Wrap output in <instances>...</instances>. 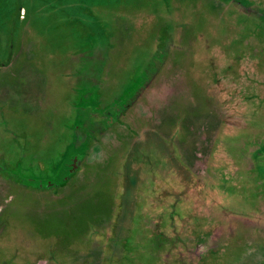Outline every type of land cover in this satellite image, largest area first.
Segmentation results:
<instances>
[{"label": "flooded vegetation", "instance_id": "obj_1", "mask_svg": "<svg viewBox=\"0 0 264 264\" xmlns=\"http://www.w3.org/2000/svg\"><path fill=\"white\" fill-rule=\"evenodd\" d=\"M47 1L49 0L35 3L36 1L33 0H24L19 16L9 13L8 17H2L0 22V43L8 42L5 46L0 44L2 55L0 58V189L4 195L10 193L8 200L5 201L3 198L0 201V239L6 225H17L16 222H10V220H16L12 213L19 214L22 211H29V220L32 224L34 223V227L31 226V229L35 231V234H31V237L28 238L32 244L43 246L39 255L35 253L37 249L34 247L33 254L23 248L24 250L19 253L16 251L12 252V255L2 256L3 248L0 245V264H106L107 239L111 238V234L116 233L115 228L129 226L135 217L133 212H121L117 209L116 211L115 207H130L137 210L142 206L143 212L156 211L158 220L156 224L159 221L167 224V227H171L167 230L169 233L175 221L174 207L170 208L172 204L178 206V216L182 211L179 209L181 206H186L195 213H199L200 208L203 207V217L205 218V214H207L211 220L209 223L215 221L216 223L213 224L219 225V233H223L227 225L234 226L243 223V227L247 228V236L254 245L239 255L234 264H264V255L260 254V249L264 248V208L258 207L260 213L250 219L233 208L239 201L236 194L242 190L239 188V182L243 183V181L240 178H237L239 182L236 180V164L238 163L233 159L232 154L231 156L227 155L229 149L220 139L223 133L224 136H229L230 133L227 131L229 124L231 122L232 125L236 124L237 121H233V118L237 119L243 112L241 108H238V97L241 96V92L237 88V85L240 86V78L244 73V68L237 61L241 48L236 44L229 45L226 43V39L220 42L219 47L212 49L210 46L212 43L209 42L204 48L212 50L209 51L210 55L202 56L200 54L196 57L206 62L210 58L212 62L209 60V63H205L209 74L211 72H213L212 75L218 74L220 70L217 81L220 83L221 92L217 93L213 89V83L216 80L213 82L210 76L207 77L209 78L207 81L201 79L204 74L201 73L198 66L193 64L196 61H190L192 64L188 65V56L190 57V55H188L189 53L185 54L189 49L191 53L199 51L197 47L200 46L199 43H189L187 39L189 36L182 29L184 23H188V18L184 15L190 14L189 10L192 8L190 2L193 0H150L149 2L140 0L138 4L132 3L131 0H62V3L55 7ZM195 1L193 4L204 3L207 0ZM214 1L221 5V10L224 13L220 16L225 18L224 22L228 26H234V29L237 27L238 18L236 15L238 14L241 20L240 24H243L241 8L243 5L247 6L246 3H242L241 0H235V2L232 0ZM148 4L154 5V8H145L149 11L147 12L148 19L158 21L157 27L154 29L155 35L151 37L150 41L154 47L152 55L155 64L153 67H150L149 63L148 66H145V70L140 74V82L133 85L131 82L130 85L128 84V89L118 90V93L104 107L92 106L86 111L84 108H75L76 105L71 103L70 98H67L65 109L70 107L72 117L76 120V124L69 130L63 126L58 132L53 131L51 130L52 121L45 120L44 125L38 127L40 134H36L32 127L18 126L14 123L17 118L31 113L30 100L39 93L38 89H40L44 78L39 66H49L48 59L41 56L37 60L34 53V49L40 48L48 38V34L45 33L48 32L47 27L43 28L40 24L41 27L38 25V18L42 12L49 13V16L56 18L59 22V20L66 19L62 16L71 13L74 15L77 10L76 14H85V27L90 28L92 33V31H96L93 29V22L101 21L99 23L102 25L109 24L112 28L117 22V26L119 24L122 27L123 23L119 20L139 15L133 11L138 12L145 6L148 8ZM165 7L167 13L169 12L168 15L170 14L172 19L177 22L175 30H172L167 37L161 36L163 35L162 18L158 16L164 13ZM137 9L138 11H135ZM234 17H236V21ZM13 18H15V23L11 22ZM61 24L64 26L63 23ZM135 36V40L131 37L132 46L130 49H127L125 40L129 35L122 38L120 34L118 38L116 31L110 29L105 33V36H102L106 58L103 59L100 66L102 79L98 82L101 85L98 101H101L106 85L110 87L109 91L111 92L117 90L119 79H113L108 73V66L117 56L118 51L129 50L128 52H130L133 48L140 46L141 42L137 38L139 35ZM36 41L44 43H36ZM232 41L234 42V40ZM93 42L94 40L91 43ZM191 48H194L195 51ZM4 51L7 55L2 53ZM213 52L215 53L213 54ZM73 54L71 53V57ZM93 58H95L93 53H89L86 57V59L92 60ZM74 59L70 61L72 69L76 66ZM68 64L69 62L66 67ZM50 70L53 74L55 73L53 68L49 67V73ZM84 78L92 81L94 79L88 72L83 74ZM259 79L262 77H258ZM248 81L250 88L254 89L256 85L254 78L249 77ZM172 84H177L173 94L166 91ZM193 84L197 90L200 86L209 90L207 98L206 95L203 98V95L200 94L202 110L197 108L193 111L196 105L199 106L198 96L194 95ZM74 88L75 85L72 86V98L75 100L79 98L84 102L89 99L86 92L84 95L74 94ZM187 92H193L194 96H190ZM150 97L156 99V111L151 108ZM200 116L203 117L202 122L195 125V118ZM32 117L36 120L35 115ZM169 136L176 140L171 143L173 148L178 151L176 158L181 165L186 166L191 176L188 178V174H182L180 169H178L179 174L171 172L164 176V173L157 171L150 172V175L159 183H163L164 180L171 182L174 176L186 180L189 193L194 194V201L190 199V201L180 204L178 201L175 202L172 194L165 195L160 189L155 191V197L151 193L147 195L143 192V180L140 179L143 178L146 181L147 171L145 168L153 162L149 161L151 158L149 155H142V150L144 153L150 152L153 155H158L157 161L166 163L167 159L162 157L163 154L159 151L154 139L159 137L167 139ZM187 144L191 146L193 144L197 150L195 154L198 158L188 155L189 150L185 151ZM137 148L142 150L135 156ZM226 163L235 170V177L231 181L236 194H229L230 197L225 203L221 196L228 187L224 185L221 176L225 174ZM143 168L145 173H143ZM135 184L139 185L134 192L135 199L129 206L128 193ZM170 185L171 183L167 186L170 187ZM174 185L178 186L177 183ZM181 195L178 194V196ZM17 197L25 202L13 204ZM85 202L87 204L92 202L96 207H101V210L95 211L93 214L87 213L89 216L85 218L99 228L100 234L94 235L90 239L74 236L70 239L66 249L58 250V253L54 249L58 256L54 260L49 257L50 254L46 250L49 244H53L50 242L52 239L47 238L48 234L54 232L53 228L61 223L60 218L65 217L64 214L66 211H70L69 208H73L75 211ZM169 202L172 204L169 205ZM166 205L168 207L164 208ZM204 205L208 208H204ZM229 209H234L235 212H229ZM60 212L63 213L62 217L59 215ZM124 214H127V219L123 216ZM94 215L96 216L94 217ZM85 219L83 218V220ZM22 220L23 217L20 221L24 224ZM155 228L156 226L153 227V229ZM160 228L159 230L155 229L157 234L158 232L165 234L166 229ZM108 229L110 233L107 232ZM229 230L233 232V227ZM118 231L121 232L120 228ZM21 237L16 238L19 245L22 244V239H25ZM52 237L55 238V236ZM77 239L78 242H76ZM2 243L6 242L2 241ZM173 243L176 241L174 240ZM158 244L155 245L156 249L164 252L167 250L165 244L162 242H158ZM8 246L4 244V249ZM209 247L213 249L212 245ZM23 251L26 255L22 254Z\"/></svg>", "mask_w": 264, "mask_h": 264}, {"label": "rangeland", "instance_id": "obj_2", "mask_svg": "<svg viewBox=\"0 0 264 264\" xmlns=\"http://www.w3.org/2000/svg\"><path fill=\"white\" fill-rule=\"evenodd\" d=\"M33 1H36L35 3L41 2V0ZM56 1L58 0H49L47 3L51 4L53 7L62 3V0ZM138 1L140 0H131L134 4H138ZM145 1L149 2L150 0ZM195 2V0L190 2V4H192V8L189 10L190 14L184 15L188 18V23H184L183 28H181L188 34L189 37L187 39L189 43H199L200 46L197 47L199 51L191 53L189 49L190 51L188 50L185 54L189 53L188 55H190V57L188 56V65L192 64L190 61H196L193 64L198 66L199 69H201V73L204 74L201 79L207 81L209 80L207 77L210 76L213 82L216 80V82L213 83L214 87H212L217 93L221 92L220 83L217 81L220 70L217 68L219 70L218 74L212 75L213 72L209 74L207 64L205 63H209L210 58L206 62L196 57L200 54L202 56L210 55L209 51L212 50L204 48V46L208 45L207 43H212L210 46L214 49L221 45L220 42L228 38L234 40V43L241 48L237 56V61L242 65V68H244V73L240 78V86L237 85V88L240 89L239 92H241V96L238 97V108H241L243 112L237 119L233 118V121H237L236 124L232 125V122L229 124L227 130L228 133H230L229 136H224L223 133L220 139L225 143L227 149H229L227 150L229 151L227 155L231 156L232 154L233 159L238 163L236 164V180L240 178L243 183L237 180L240 184L239 188L242 190L240 193L236 194L235 188L232 185L233 182L231 181V179L235 177V170L226 163L227 168L225 174L221 177L224 185H227L228 188L223 192V196L221 197L222 201L226 203L230 197L229 194H236L239 201L235 205L236 207L233 206V208L237 210L238 213H243L244 217L247 216L250 219L256 217L258 213H260L258 212V207L262 206V208H264V0H241L242 3H247L248 6L253 4L255 9H253V13L243 15V24H240L241 20L239 14L236 15L238 22L237 27L235 29L233 28V31H231L232 27H229L228 24L224 22L225 18L220 16L224 13L221 10V5L217 4L214 0L193 4ZM147 6L148 8L145 6L139 11L138 9L135 10L138 12L133 11V13H138L139 15L129 19L127 18L126 20L123 18L119 20L123 23L122 27H120L119 24L117 26V22L115 24L116 26L114 25L113 28L110 27L109 24L102 25L99 23L101 21L96 23L93 22V29L96 30L92 31V33H95L94 35L91 33L90 28L85 27V14H76L78 13L77 10H75L76 12L74 15L71 13L67 16H62V18L65 17L66 19L63 21L59 20V22L56 18L49 16V13L42 12L38 18V25L40 24L43 28L47 27L46 30H48V32L45 33L48 34V40L46 39V42H43L44 44L40 41H36V43H41L43 45L40 46V48L34 49V53L37 60L41 56L48 59L49 66H39L40 72L44 75V78L41 82L40 89H38L39 93L35 94V98L30 100L32 108L31 113L27 116L17 118L14 123L18 126L28 125L36 131V134H40L39 126L44 125L45 120L52 121L51 130L53 131L58 132L60 127L63 128V126H66L69 130L76 124V120L72 117L70 107L65 109L67 98H70L71 103L76 105L75 108H84V111H86L87 108H91L92 106L99 107L100 105L104 107L108 104V101L118 93V90L123 91L124 89H128L129 83L131 82V85L140 82V74L141 71L143 72L145 70V66H148L149 63L150 67H153L155 64L152 55L154 47L150 41L152 39L151 37L155 35L154 29H156L158 21L148 19L147 12L149 11L145 10V8H154V5L148 4ZM160 10H162V8H160ZM163 12V14L158 15L162 18L161 29L163 35L161 36L167 37L172 30H175L177 22L172 19L170 14L168 15L169 12L167 13L166 7ZM236 17H234L235 21ZM61 23H63L64 26H62ZM40 25L39 27H41ZM110 29L116 31V37L118 38L120 34L122 38L129 35V37L125 39L127 42V49H130L132 46L131 40L132 38L135 40L136 34L139 35L137 38H139L141 43L140 46L133 48L130 52H128L129 50L122 52L118 51L117 56L108 66V73L111 74L113 79H119L116 87L117 90L111 92L109 91L110 87L106 85L103 90L104 93H102L103 97H101V101H98L97 97L99 98L101 92V85L98 82L102 79L100 76V66L102 65L103 59L106 58V49L105 46L102 45V36H105V33L109 32ZM119 32L120 34H118ZM143 38L144 41L142 42ZM93 40L94 42L91 43ZM191 49L194 50V48ZM71 53H74L72 55L73 58L71 57ZM89 53L95 54L93 60L86 59ZM214 53L215 52H213V54ZM74 56L76 57L75 59ZM72 59H74V61L76 60V66L73 69L70 62ZM181 61H183V59H181ZM67 62H69L68 67H66ZM49 67L53 68L54 74L51 70L49 73ZM233 71H235V69H233ZM86 72L90 73L91 78H94L93 81L85 80V78L83 79V74ZM191 77L193 78V76ZM249 77H253L256 81L254 89L249 86ZM258 77H262V79L258 80ZM258 82H260L259 86ZM73 85H75L74 94H77V96L84 95L85 92L89 95V99L86 100V102L80 100L78 97H76L78 98L77 100L72 98ZM176 87L177 84L169 85L166 91L168 93L172 92L173 94ZM194 89V95L198 96L199 106L196 105L193 111L197 108L201 109V106L203 107L200 101V94L203 95V98L206 95L207 98L209 93V90L202 86L197 90L194 85ZM187 93L190 96H194L192 95L193 92ZM170 96L172 97V95ZM150 98L151 108L156 111V99L153 97ZM32 115L36 116V120L33 119ZM202 118L201 116L196 117L194 124L198 125L199 122H202ZM154 140H156L155 144L159 148V151L163 154L162 157H165L167 161L166 163L164 161L158 162V155H153L150 152L144 153V150L137 148V152L134 153L135 156L142 150V155H149L151 157L149 161L153 162L146 166L147 169L145 168V171H147L146 181H144L143 178L140 179L143 180V192L147 195L151 193L153 197H155V191L160 189L165 195L169 193L172 194L175 202L178 201L180 204L190 201V199L194 201V194L189 193V186L186 180H183L179 176H174L171 182L164 180L163 183H159L150 175V172L155 173L157 171L164 173V176L171 172L179 174L178 169H180L182 174H188V178L191 176L186 166L184 164L181 165L180 161L176 158L178 151L171 145L173 141H176L172 136H169L167 139L159 137ZM185 151H188L187 153L190 157L198 158L197 154H195L197 150L193 147V144L192 146L187 144ZM247 154L248 157L246 158ZM145 171L143 168V173H145ZM170 183L171 185L168 187ZM175 183H177L178 186H175ZM137 185L135 184L132 186L128 193L129 206L135 199L134 192ZM179 188L182 189L178 191L177 189ZM178 194L182 195L178 196ZM3 198L5 201L8 200L10 198V193L4 195V192L0 189V201H2ZM24 202L23 199L20 200V198L17 197L13 204ZM199 202H201V199H199ZM211 202L213 203L214 201ZM171 204L172 202H169V205ZM174 205L175 204H172L170 208L174 207L175 221L169 233L167 230L171 227H167V224L161 223V221L156 224L158 221L156 211L150 212L148 210V212H143V210H141L142 206L141 209L137 210L130 207H115V210L117 209L121 212H133L135 217L129 226H118L115 228L116 233L111 234V238L107 239L108 242L105 248L107 251L106 264H206V262H208V264H234L239 255L246 252V250L254 245L247 236V228L243 227V223L234 226L230 225L233 227V232L229 230L231 227L227 225V228H224V232L219 233V225L213 224L216 223L215 221L209 223L211 220H209L207 214H205V218L203 217V207L200 208L199 213H195L188 207L181 206L179 209L182 211H180V215L178 216V206ZM167 207L166 205L164 208ZM204 208L207 209L208 206L204 205ZM234 209H229L228 211L233 213L235 212ZM69 210L70 211H66V214H64V218H60V220H62L61 223L53 228L55 233H58V238L55 240L52 236L47 237L52 239L50 242L53 244H49L46 250H48L47 253L50 254L49 257L54 260L58 258L54 249L57 250L56 253H58V250L62 251L63 248L66 249L69 246L70 239L74 236H83L82 234L86 233L87 237L90 239L94 235H99L100 233L99 228L92 224L89 219L85 218L89 216L87 213L93 214L95 211L101 210V207H96L92 202L89 204L85 202L84 205L78 206L75 211L73 208H69ZM28 212L29 211H22L19 214L12 213L13 218L16 220H10V222H16L17 225L5 226V231L0 239V245L3 248L2 256H8L16 251L19 253L24 250L23 248H26L28 253L33 254L34 247L37 249L35 253H38V255L41 254L39 251L43 249V246L32 244L29 240L31 237L30 235L35 234V231L31 229V226L34 227V223L32 224L30 222ZM61 214L63 213L60 212L59 215ZM62 216L63 215H61V217ZM95 216L96 215H94V217ZM123 216H125L126 219L128 218L127 214ZM22 217L24 224L20 221ZM83 218L85 220H83ZM210 224L212 225L210 226ZM155 226L156 230H159L160 227H162L160 228L162 230L166 229V233L158 232L157 234V231L153 229ZM119 228L121 232L118 231ZM107 232H109V229ZM106 235L107 234H105V237H107ZM21 236L25 239H22L23 242L19 245V241H16V238ZM166 236H169V238H166ZM174 240L176 243H173ZM2 241L6 243H2ZM76 242H78V239ZM158 242H162L166 245L167 250L165 252L156 249L155 245L158 244ZM4 244L9 246L4 249ZM211 245L213 249H210L209 246ZM153 248H155V250H152ZM169 252L173 255H169ZM28 253L27 255H29ZM22 254H25V252L23 251ZM260 254L264 255V248L260 249Z\"/></svg>", "mask_w": 264, "mask_h": 264}, {"label": "trees", "instance_id": "obj_3", "mask_svg": "<svg viewBox=\"0 0 264 264\" xmlns=\"http://www.w3.org/2000/svg\"><path fill=\"white\" fill-rule=\"evenodd\" d=\"M233 2H235V0H232ZM24 3V0H0V22L2 20V17H8L7 15L10 13V15H18L19 16V13L21 11V5ZM247 4V3H246ZM235 6L236 3H235ZM243 8V9H242ZM241 8L242 12H243V15L244 14H248V13H253L255 9V7L253 6V4H251V6H245L243 5ZM259 10V9H258ZM12 19V18H11ZM15 18H13V23L14 22ZM231 20V19H229ZM237 23V22H236ZM244 23V21H243ZM14 26V25H13ZM229 27H232V26H229ZM234 26L232 27V30H233ZM231 30V29H230ZM229 30V31H230ZM231 30V31H232ZM250 32V31H249ZM264 37V36H263ZM8 42H3V43H0L2 44L3 46H5ZM226 43H228L229 45H231L233 43V45L235 44L231 39H227ZM3 54L7 55L6 51L2 52ZM2 57L1 55V52H0V58ZM91 228V227H90ZM103 233V232H102ZM58 234V233H57ZM57 234L54 232H51L50 234H48L49 236H55V238L57 237ZM100 234V233H99ZM83 236L81 237L78 236V237H81V238H89L87 237L86 233L82 234ZM58 238V237H57Z\"/></svg>", "mask_w": 264, "mask_h": 264}]
</instances>
